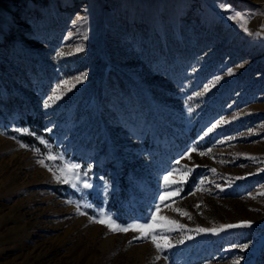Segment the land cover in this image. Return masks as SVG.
Segmentation results:
<instances>
[{
	"label": "rangeland",
	"instance_id": "374dc122",
	"mask_svg": "<svg viewBox=\"0 0 264 264\" xmlns=\"http://www.w3.org/2000/svg\"><path fill=\"white\" fill-rule=\"evenodd\" d=\"M177 188L159 215L186 230L252 223L157 252L92 220L149 223ZM262 193L264 0H0V264H264Z\"/></svg>",
	"mask_w": 264,
	"mask_h": 264
},
{
	"label": "snow or ice",
	"instance_id": "6c2138e0",
	"mask_svg": "<svg viewBox=\"0 0 264 264\" xmlns=\"http://www.w3.org/2000/svg\"><path fill=\"white\" fill-rule=\"evenodd\" d=\"M223 7L227 9L230 6L223 5ZM232 19L241 21L242 23L240 26L244 29L245 32L248 31L246 27L247 20H245V18L242 15L236 14L232 17ZM76 51L79 52L81 51V49L77 48ZM64 54L65 53L63 52L59 53V55H64ZM81 79L82 77L75 78L76 82H80ZM68 83L69 82L66 80L62 81L60 85H57V89L60 90L62 86H66ZM59 98H60L59 95H57V93L54 92L53 95L48 98V100L51 101L53 99H59ZM48 106H49L48 103L45 102V107H48ZM223 122L224 121H221L220 123H223ZM213 127H215V125ZM211 130L212 129H209V131ZM21 146L26 147L25 145H21ZM194 151H196L195 148L189 149V153L194 152ZM200 155H205V153H200ZM190 158L191 157L189 155V159ZM47 159L53 160V159H57V157L49 153L47 156ZM39 163L42 166L47 167L43 159L40 160ZM177 164H179V161H177ZM49 171H52V169L49 168ZM190 171L191 170L188 169L187 166H185L183 169L184 174L181 179L174 178V173L169 172L168 175L164 177V183H165L166 188L171 185H179V184L186 182L187 175ZM212 171L215 172V169H212ZM57 173H63V175L57 174ZM53 176L57 181L62 182V183H70L72 180H75L79 184H81L83 188L92 187V185L88 183V180L86 179L87 172L83 174L85 178L84 179L81 178V175L79 173V165H71V164L65 165L61 169H58L56 172H53ZM69 177H71V179ZM237 179H239V177ZM203 183L204 181L201 180L200 185H203ZM73 187H76V184H73ZM217 187H219V185H217ZM180 190L181 189L177 188L171 194H169V192L166 191L160 195L159 197L160 203L156 204L155 211L150 213L151 222L149 223H145V224L135 223V224H129L127 226H121V225L116 224V222L110 216H103V215L99 220H96L95 218H92V220L93 222H97V223H101L105 225L110 232H128V231L138 232L140 235L138 237H134V239H150L153 246L156 248L157 252L163 251L164 249H170L173 247V243L171 239L168 238L166 233H171L173 231H180L182 233H185L184 235L181 236L180 239L176 241L177 244H182L185 242V239H192L190 235L186 234L187 231H195L196 233H209L210 232V233L215 234L218 232L225 231L226 229L249 227L252 223L251 221H241V222H238L237 224L220 225L219 228L197 227L194 230L192 229L186 230V226L183 224H180L177 220L170 219L167 216L159 215L162 204H164L166 200H171L173 196L179 195ZM198 190H203V188L200 187ZM262 195H264V193H262ZM197 207H199V205H197ZM77 209L79 210V205H77ZM172 210L176 211L182 216H187L189 219L191 218L190 213H188L185 210L178 209V208H174ZM81 214H84V213H81ZM129 244H131V241H129ZM233 247H240L242 249H246L248 245L247 244L233 245ZM158 258L159 257H157V259ZM233 264H239V260L234 261Z\"/></svg>",
	"mask_w": 264,
	"mask_h": 264
}]
</instances>
